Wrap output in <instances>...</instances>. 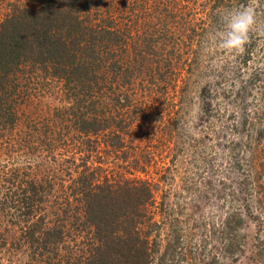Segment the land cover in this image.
Returning <instances> with one entry per match:
<instances>
[{
    "label": "rangeland",
    "instance_id": "obj_1",
    "mask_svg": "<svg viewBox=\"0 0 264 264\" xmlns=\"http://www.w3.org/2000/svg\"><path fill=\"white\" fill-rule=\"evenodd\" d=\"M36 1L0 0V21L13 6ZM215 1L116 0L109 5L115 26L132 29V37L146 29L154 13L164 22L152 51L147 42L128 41L141 52L117 79L136 100L125 122L141 123H132L118 144H109L111 134L103 141L106 133L82 134L75 128L72 96L48 71L20 64L13 72L6 97L10 121H0V264L46 260V252L37 254L21 235L29 227L25 222L38 217L42 227L63 223L56 248L67 264L86 254L88 227L80 216V192L73 188L89 173L97 181L148 182L153 226L146 237L159 252L176 239L174 257L187 263L205 264L214 256L212 264H264V36L250 33L243 53L221 50V16L240 5L215 6ZM257 22H264V0H258ZM123 95L119 100L128 105ZM104 110L118 118L120 106L108 100ZM115 124L108 128L116 131ZM30 184L39 185L33 200L40 210L25 219L1 200L22 185L31 194ZM230 213L242 219L235 234L238 248L221 254L218 228Z\"/></svg>",
    "mask_w": 264,
    "mask_h": 264
},
{
    "label": "trees",
    "instance_id": "obj_2",
    "mask_svg": "<svg viewBox=\"0 0 264 264\" xmlns=\"http://www.w3.org/2000/svg\"><path fill=\"white\" fill-rule=\"evenodd\" d=\"M115 1L37 0L33 6L11 8L0 21V121H10V104L6 103V97L13 85V72L20 64H29L48 71L62 82L65 93L72 96L69 109L80 133H106L103 141L111 134L109 144H118L132 123H141L139 119L125 122L130 119L128 112L136 100L128 97L117 78L121 79V74L128 70L127 63L133 59V54L141 52L130 48L128 41L135 38L134 41L147 42L151 44L148 50L152 51L156 41L162 38L158 30L161 31L164 22L158 17L159 13H154L150 15L154 20L144 23L146 29L132 37V29L115 26L116 16L109 12V5ZM218 2L242 5L247 0H216L215 6ZM152 33L156 34L155 38ZM122 93L128 105L119 100ZM107 99L112 100L114 107L120 106L119 112L115 111L118 118L104 110ZM121 121L126 124L120 125ZM110 123H116L113 126H118L116 131L108 128ZM79 178V188H73V192L77 190L81 195L80 216L88 227V247L86 254L75 259V264H152L154 261L156 264H181V260L183 264H191L174 257L176 239L165 243L159 252L156 244L146 237L147 229L153 226L147 211L152 204L148 182L106 177L97 181L91 173ZM30 185L31 194H26L28 190L22 185L21 189L16 187L13 197L1 200L25 219H31L35 210H40L39 207L34 209L36 200H33L39 185H35L36 188ZM59 218L57 220L63 222ZM25 223L29 227L25 226L21 235L37 254L44 251L48 256L41 264H67L68 260H63L56 248L63 237V223L42 227L41 217ZM241 224L237 213H230V217L220 222L221 254L238 248L234 242ZM36 232L40 236H34ZM214 260L212 256L205 264H212Z\"/></svg>",
    "mask_w": 264,
    "mask_h": 264
},
{
    "label": "clouds",
    "instance_id": "obj_3",
    "mask_svg": "<svg viewBox=\"0 0 264 264\" xmlns=\"http://www.w3.org/2000/svg\"><path fill=\"white\" fill-rule=\"evenodd\" d=\"M258 0H249L236 9L227 10L221 21L223 30L218 33V47L228 53H243L250 42V33L264 36V22H257ZM215 39V38H214Z\"/></svg>",
    "mask_w": 264,
    "mask_h": 264
}]
</instances>
